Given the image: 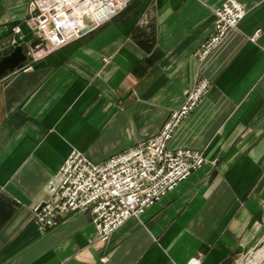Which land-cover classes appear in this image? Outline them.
<instances>
[{
	"label": "crops",
	"instance_id": "obj_1",
	"mask_svg": "<svg viewBox=\"0 0 264 264\" xmlns=\"http://www.w3.org/2000/svg\"><path fill=\"white\" fill-rule=\"evenodd\" d=\"M30 1L0 0V51L36 52L0 82V264H244L264 239V0H239V30L203 62L226 0H133L48 55ZM200 79L212 89L169 144L203 152L200 170L107 243L87 212L39 229L34 207L73 150L99 164L155 137Z\"/></svg>",
	"mask_w": 264,
	"mask_h": 264
},
{
	"label": "built area",
	"instance_id": "obj_2",
	"mask_svg": "<svg viewBox=\"0 0 264 264\" xmlns=\"http://www.w3.org/2000/svg\"><path fill=\"white\" fill-rule=\"evenodd\" d=\"M133 0H31L25 23L38 39L45 55L95 33L128 8ZM215 33L197 51L200 61L209 58L228 36L239 30L248 12L241 1L226 0L213 10ZM19 35L20 27L13 29ZM259 32L250 40L255 42ZM34 57L36 52L31 50ZM104 61L108 62L107 59ZM212 89L200 79L188 91L183 106L170 115L155 137L94 163L85 153L73 150L46 187L49 198L34 207L33 222L41 231L57 227L60 219L74 212L89 213L99 241L107 243L130 218H140L179 184L207 162L203 152L170 149L178 127L201 104ZM190 264H200L197 259Z\"/></svg>",
	"mask_w": 264,
	"mask_h": 264
},
{
	"label": "water",
	"instance_id": "obj_3",
	"mask_svg": "<svg viewBox=\"0 0 264 264\" xmlns=\"http://www.w3.org/2000/svg\"><path fill=\"white\" fill-rule=\"evenodd\" d=\"M143 1V0H141ZM187 0H173L172 8L177 9L181 6L183 2ZM30 48L22 44L14 48V50L5 55L3 51H0V82L9 77L10 74L15 73L17 71L23 70L26 62L28 61ZM262 216L264 222V206L262 209ZM264 247V239L258 244V246L253 250V253L261 250ZM223 264H232V263H223Z\"/></svg>",
	"mask_w": 264,
	"mask_h": 264
},
{
	"label": "bare ground",
	"instance_id": "obj_4",
	"mask_svg": "<svg viewBox=\"0 0 264 264\" xmlns=\"http://www.w3.org/2000/svg\"><path fill=\"white\" fill-rule=\"evenodd\" d=\"M244 264H264V247L249 255Z\"/></svg>",
	"mask_w": 264,
	"mask_h": 264
}]
</instances>
